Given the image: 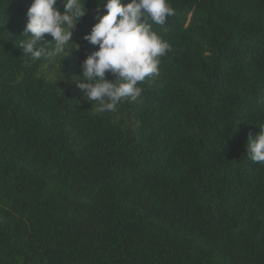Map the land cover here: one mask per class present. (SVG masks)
<instances>
[{
  "label": "trees",
  "instance_id": "1",
  "mask_svg": "<svg viewBox=\"0 0 264 264\" xmlns=\"http://www.w3.org/2000/svg\"><path fill=\"white\" fill-rule=\"evenodd\" d=\"M167 2L159 75L101 112L75 82L99 0L39 60L19 47L32 0H0V264H264V163L245 147L264 124V0Z\"/></svg>",
  "mask_w": 264,
  "mask_h": 264
},
{
  "label": "clouds",
  "instance_id": "2",
  "mask_svg": "<svg viewBox=\"0 0 264 264\" xmlns=\"http://www.w3.org/2000/svg\"><path fill=\"white\" fill-rule=\"evenodd\" d=\"M32 0L19 47L34 60L62 55L73 42L74 29L86 15L81 0ZM97 22L83 39L96 47L81 64L82 75L76 76L78 88L87 101L99 105V111H116L126 99L142 95L138 86L148 77L159 75L160 57L170 45L153 30L152 24L163 25L174 9L167 0H99ZM152 23H149L148 21ZM50 34L54 46L45 40ZM79 45V44H78ZM80 48V45H79ZM69 56V55H68ZM114 79H109L108 74ZM259 133H249L246 155L253 163H264V124Z\"/></svg>",
  "mask_w": 264,
  "mask_h": 264
}]
</instances>
